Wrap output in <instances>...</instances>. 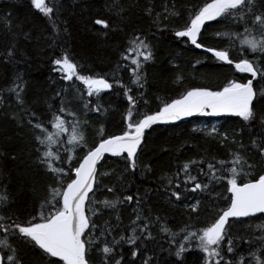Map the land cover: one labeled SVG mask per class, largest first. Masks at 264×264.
<instances>
[{
  "label": "trees",
  "instance_id": "trees-1",
  "mask_svg": "<svg viewBox=\"0 0 264 264\" xmlns=\"http://www.w3.org/2000/svg\"><path fill=\"white\" fill-rule=\"evenodd\" d=\"M55 2L61 28L56 36L53 35L48 18L35 9L30 0H0V191L5 192L9 201L3 213L18 217L21 221L36 215L46 186L52 182L51 176L36 163L32 130L27 124L19 123L24 109H30L38 115L45 113L49 105L59 106L61 97L56 96V93L65 89L62 96L69 102L65 107L75 111L78 119L86 123L84 131L89 144L98 142L101 127L105 136L119 135L125 128L123 115L129 105L122 89L114 86L100 93L99 103L106 111L97 113L84 110L82 106L85 101L80 91L85 86L75 79L63 80L62 73L54 70L56 66L52 62L63 52L66 51L74 62L83 66L84 72L81 74H100L111 80V71L117 62L121 68L131 67V61L122 55L129 46V38L135 33L145 36L152 46L154 59L144 65L146 79L142 81L143 86L130 82V71L117 72L123 83L133 90L132 95L139 97L140 93L144 94L143 100L147 103L138 100L137 111L141 113L156 111L162 102L178 97L189 88L209 87L218 90L229 80L244 82L250 78L249 74L240 73L225 62L217 61L210 53L192 46L187 38L175 37L174 31L187 21L188 6L202 3L203 0H119V4L125 8L121 16H117L116 8L111 7L113 0ZM172 4H175V10L181 15L170 16L165 21L167 28L155 24V13H162L165 7L171 10ZM150 5L154 9L153 16L145 12ZM96 19L108 20L109 27L95 24ZM229 28L232 31L243 30L242 27H232L230 21L217 18V21L202 29L199 42L213 47L226 45V39L220 41L214 34ZM13 46L17 51L15 60L4 59L8 48ZM22 52L26 53L23 57ZM17 76L21 77L23 84L20 94L23 103L17 101L14 92L9 91ZM254 85L262 87L264 81H255ZM88 99L93 104L97 102L95 96ZM256 107L264 111V102H258ZM66 119L71 122L72 117L67 115ZM202 121H217V131L227 133L229 139L221 143L219 135H209V131L198 127ZM46 126L49 131L53 130L49 125ZM257 135V126L246 124L242 118L206 113L188 120L151 127L138 150L135 170L130 169L125 162L126 154L107 156L100 164L97 174L101 183L96 189L95 200L120 198L121 203L115 211L98 205L102 212L95 218L96 223L102 225L110 221L117 225L113 233L115 237L130 236L132 221L136 220V210L139 209L142 217H149L152 221L150 230L153 239L138 242L142 251L136 258L130 256L131 246L122 243L116 251L125 257L126 262L134 259L135 264H142L145 257H150L151 264H178V261L179 264H204V254L195 246V242L192 247L185 248L182 257H176L175 246L170 247L168 242L170 233L162 229L167 227L170 232L179 234L186 227L195 231L210 224L215 213L226 206L230 193L225 181L210 182L198 169L203 168L207 172V163L219 167V161H231V153L237 150L239 143H243L247 146L244 154L254 165L253 168H245V174L239 180L247 182L264 167L261 157L256 155L249 143ZM233 136L239 143H232ZM66 140L67 133L62 137V141ZM191 160L200 162L191 167V175L197 176L209 187L202 192L188 191L184 199L176 201L173 198L170 203L167 198L168 180H172L173 185L179 182L177 190H183L182 165ZM56 166L61 165L56 162ZM187 187L190 189L191 183ZM109 188L114 191L109 193ZM128 195H133L134 199L124 201L123 198ZM136 196L140 198L139 203ZM195 200L201 201L198 213L191 212L187 207ZM157 216L162 218L159 222L155 220ZM242 221L233 222L230 230L233 237H245L238 245L241 253L248 247V237L264 234L256 228L257 224L264 221V216ZM137 235L140 233L137 232ZM19 252L25 264H48V259H59L42 258L38 246L21 244ZM89 258L90 264H100V256L96 252L90 251Z\"/></svg>",
  "mask_w": 264,
  "mask_h": 264
},
{
  "label": "snow or ice",
  "instance_id": "snow-or-ice-1",
  "mask_svg": "<svg viewBox=\"0 0 264 264\" xmlns=\"http://www.w3.org/2000/svg\"><path fill=\"white\" fill-rule=\"evenodd\" d=\"M30 2L48 18L53 35H58L61 28L55 0ZM111 7L116 8L117 16H121L125 11L119 0H113ZM175 7V4H172L171 10L165 7L162 13H155L153 16L154 9L150 5L145 12L153 16L155 24L167 28L165 21L170 16L181 15ZM217 18L230 21L232 27H242L243 30L232 31L229 28L216 32L214 37L220 41L226 39V45L213 47L199 42L206 22L217 21ZM94 23L109 27V21L106 19H96ZM174 35L177 38H187L196 48L204 49L217 61L225 62L240 73L249 74L250 78L244 82L229 80L218 90L209 87L189 88L178 97L162 102L156 111L141 113L137 111L138 100H143L144 94L140 93L139 97L132 95L133 90L123 83L117 72L130 71V82L143 86L142 81L146 79L144 65L154 59L152 46L145 36L135 33L129 38V46L122 55L124 59L131 61V67L121 68L117 62L111 71V80L105 75L81 74L84 72L83 66L74 62L66 51L63 52L52 62L56 66L54 70L62 73V79L65 81L75 79L82 82L85 88L80 91V96L85 101L82 106L84 110L97 113L106 111L99 103L100 93L105 89H113L114 86L122 89L129 105L123 115L125 128L119 135L105 136L101 127L98 142L89 144L84 131L86 123L78 119L75 111L65 107V104L69 103L62 96L65 89L56 93V96L61 97L59 106L49 105L45 113L38 115L30 109H24L19 123L27 124L32 130L36 163L51 176L52 182L46 186L45 196L36 210V215L26 221L3 213L9 201L5 192L0 191V264H25L19 252L21 244L38 246L42 258H59L48 259V264H90V251L100 256V264H135L134 259L126 262L125 257L116 249L122 243H127L131 246L130 256L138 257L142 251L138 242L153 239L150 230L152 221L149 217H142L137 209L136 220L132 221V235H121L119 238L113 235L117 225L110 221L98 225L95 218L102 212L98 205L115 211L121 200H95L96 189L101 183L97 166L105 153L126 154L125 162L130 169L135 170L145 130L158 122H174L196 113L233 114L242 118L246 124L257 126L258 135L252 137L249 143L256 155L261 157V163H264V111H259L256 107L258 102H264V86L257 88L254 85V81H264V0H203L202 3L191 4L187 8V21L174 31ZM16 55V47L13 46L8 48L4 59L15 60ZM25 55L26 53H21L22 57ZM22 88L21 77L17 76L9 91L16 94L20 103H23L20 99ZM93 96L96 97V104L88 99ZM143 102L147 103L146 100ZM67 115L72 117L71 122L66 119ZM46 125L53 130L49 131ZM65 133L67 140L62 141ZM209 135H219L221 143L229 139L227 133H219L215 127L210 130ZM232 143H239L234 136ZM246 147L239 143L237 150L231 153V161H219V167L214 163H207V172L203 168L198 169L210 182L225 181L226 189L231 195L226 206L218 210L212 222L203 228L193 231L186 227L179 234L170 232L167 227L162 229L170 233L171 239L168 242L170 247L175 246L176 257H182L185 248L192 247L195 242V246L204 254V264H264V234L248 237V247L241 253L238 245L245 237H233L230 231L233 222L243 223L239 218L254 220L258 215L264 216V167L247 182H239L245 174V168L254 167L249 157L244 154ZM77 152L82 154L76 155ZM56 162L61 166L57 167ZM198 163L200 162L191 160L182 165L183 190H177L180 187L179 182L173 185L172 180H168L167 198L170 203L173 198L176 201L184 199L188 191L196 193L208 189V184L191 175V167ZM145 169L150 171L148 166H145ZM189 183L190 189L187 187ZM107 191L112 193L114 189L109 188ZM123 199L132 201L134 196L128 195ZM135 199L139 203L140 198L136 196ZM200 204V200H195L187 207L191 212L198 213ZM161 219L155 217L157 222ZM256 228L264 233V221L257 224ZM137 232L140 235H137ZM142 264H151V258L145 257Z\"/></svg>",
  "mask_w": 264,
  "mask_h": 264
},
{
  "label": "water",
  "instance_id": "water-1",
  "mask_svg": "<svg viewBox=\"0 0 264 264\" xmlns=\"http://www.w3.org/2000/svg\"><path fill=\"white\" fill-rule=\"evenodd\" d=\"M211 22H213V21L206 22V25L209 24V23H211ZM189 42H190V41H189ZM190 44H191V43H190ZM191 45H192V44H191ZM192 46H194V45H192ZM194 47H195V46H194ZM197 49H199L200 51L206 52L204 49H200V48H197ZM210 54H211V53H210ZM211 55H212V54H211ZM254 82H255V81H254ZM203 114H204V113H196V114H193V115H191V116L182 117L180 120H178V121H174V122L184 121V120H187V119H190V118H193V117L201 116V115H203ZM217 115H229V116H235V115H233V114H228V113H221V114H217ZM168 123H171V122H168ZM158 124H167V123L158 122L157 124H154V125H152L151 127H153V126H155V125H158ZM151 127H150V128H151ZM150 128H149V129H146V130H145V133H146L147 131H149ZM110 155H114V154H112V153H105L104 156L101 158V160L98 162L97 173H98V169H99V166H100V164L102 163V161H103L107 156H110ZM239 219L243 220V219H247V218H239Z\"/></svg>",
  "mask_w": 264,
  "mask_h": 264
},
{
  "label": "rangeland",
  "instance_id": "rangeland-1",
  "mask_svg": "<svg viewBox=\"0 0 264 264\" xmlns=\"http://www.w3.org/2000/svg\"><path fill=\"white\" fill-rule=\"evenodd\" d=\"M217 124L218 122L217 121H213V122H207V121H202L198 127L200 129H204V130H207L210 132V130L215 127L217 129Z\"/></svg>",
  "mask_w": 264,
  "mask_h": 264
},
{
  "label": "bare ground",
  "instance_id": "bare-ground-1",
  "mask_svg": "<svg viewBox=\"0 0 264 264\" xmlns=\"http://www.w3.org/2000/svg\"><path fill=\"white\" fill-rule=\"evenodd\" d=\"M229 116V115H228ZM194 118V117H193ZM191 119V118H190ZM188 120V119H187ZM230 195H231V193H230Z\"/></svg>",
  "mask_w": 264,
  "mask_h": 264
}]
</instances>
